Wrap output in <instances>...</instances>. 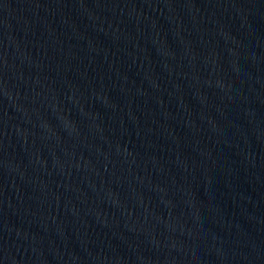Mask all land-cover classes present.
<instances>
[{
	"label": "water",
	"instance_id": "water-1",
	"mask_svg": "<svg viewBox=\"0 0 264 264\" xmlns=\"http://www.w3.org/2000/svg\"><path fill=\"white\" fill-rule=\"evenodd\" d=\"M0 264H264V0H0Z\"/></svg>",
	"mask_w": 264,
	"mask_h": 264
}]
</instances>
